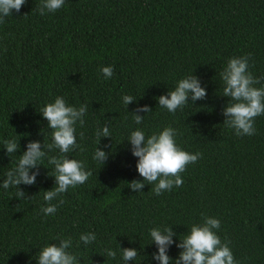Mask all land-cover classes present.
<instances>
[{
  "label": "trees",
  "instance_id": "16d2710c",
  "mask_svg": "<svg viewBox=\"0 0 264 264\" xmlns=\"http://www.w3.org/2000/svg\"><path fill=\"white\" fill-rule=\"evenodd\" d=\"M41 3L27 0L0 24V184L29 142L52 144L40 110L57 97L87 105L83 126L75 125L83 151L46 148L37 183L20 186L30 199L0 187V264H37L40 249L57 238L71 239L68 251L80 264H123L124 248L139 252L128 264H158L150 230L165 227L176 233L168 251L175 261L182 251L176 244L203 216L221 222L217 235L230 242L238 264H264V115L255 119L253 136L225 126L229 100L219 75L229 59L250 54L248 70L264 77V0H65L45 15L36 10ZM109 66L114 74L105 79L100 69ZM190 75L207 98L195 105L189 99L175 114L159 108L156 98ZM262 86L264 80L255 85ZM124 95L135 98L128 108ZM145 105L152 112L140 113L146 117L137 125L132 112ZM106 124L111 138L100 137L99 145L96 131ZM166 127L177 130L178 147L202 158L181 174V187L160 196L147 184L133 192L128 183L142 178L127 142L131 132L149 137ZM5 140L20 145L11 157ZM98 147L109 153L104 165L93 159ZM62 155L92 175L52 201L57 211L45 216L44 192L55 187L48 159ZM86 233L96 240L84 245Z\"/></svg>",
  "mask_w": 264,
  "mask_h": 264
},
{
  "label": "clouds",
  "instance_id": "9594fccd",
  "mask_svg": "<svg viewBox=\"0 0 264 264\" xmlns=\"http://www.w3.org/2000/svg\"><path fill=\"white\" fill-rule=\"evenodd\" d=\"M27 0H0V24L6 22V18L12 16L13 10L20 13ZM65 0H42L37 7L40 15L46 12L54 13L61 9ZM250 54L243 57H234L228 60L224 69L220 72L223 81V96L228 98L229 102L222 111L226 117L224 125L234 130L237 136H253L256 129L254 127L255 119L264 115V86L255 87L261 84L264 77L255 78L249 69ZM101 74L105 79H110L114 74L113 67H102ZM207 92L201 86L200 79L195 75H190L178 81L172 91L166 95H161L157 99L158 107L166 109L175 114L178 109H183L196 101L205 100ZM123 104L128 108L135 101L130 95L122 97ZM151 107L145 105L137 107L133 112V120L139 125L146 116L140 113H151ZM87 113V105H81L79 108L68 106L63 97H57L53 103L47 104L40 110L43 119L48 122V128L52 130V144L45 145L40 142H29L27 150L19 157L15 168L6 173V178L0 187L7 190L9 187L17 188V197L19 199H30L20 188L21 185L33 186L37 183V177L40 175L39 163L46 156L45 149L48 151L58 149L61 154H67L70 151L80 149L81 146L76 142L75 125L77 122L81 126L84 124L83 117ZM83 132L80 133L83 139ZM177 130L172 127H166L159 133H154L146 137L142 130L132 131L127 142L131 145V154L137 158L136 170L141 180H133L128 183L133 192H142L145 185H152L151 192L156 196L162 195L165 191H171L173 187H181L184 183L181 174L186 171L187 166L195 164L202 158V153L191 154L182 150L176 144ZM96 137L100 145V137L111 138L109 126L106 124L102 129L98 128ZM104 148H110L111 145H104ZM20 145L15 140H5L4 149L7 155L17 153ZM44 150H41V149ZM109 153L97 148L93 159L103 165L107 162ZM48 163L54 166V171L49 172V176L54 177L55 187L52 190L44 192V201L47 206L42 207L41 211L47 215L55 214L57 205L52 201L56 200L61 194L66 193L69 188H75L83 185L92 175L91 171H86L84 164L75 159H69L66 155L60 158L50 157ZM35 169L36 171H32ZM32 198V197H31ZM63 199L59 204H63ZM201 224H194L190 230L180 238V243L176 247L182 251L178 259L173 261L168 255L170 247L175 243L173 239L176 233L173 227L163 229L153 228L150 230V237L155 244L157 252L152 254V258L158 264H238L229 247L230 242H221L217 235L221 227V222L212 217L203 216ZM58 243H52L43 247L37 254V264H80L78 258L70 253L68 249L72 246L70 238H57ZM96 240L95 233L81 234L80 241L84 245L93 243ZM121 249V248H120ZM106 256L116 257V252L106 249ZM139 252L133 248L121 249V259L123 264L134 261Z\"/></svg>",
  "mask_w": 264,
  "mask_h": 264
}]
</instances>
